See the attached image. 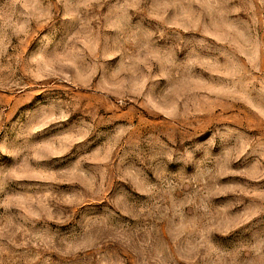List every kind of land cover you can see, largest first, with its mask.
Wrapping results in <instances>:
<instances>
[{
	"label": "rangeland",
	"instance_id": "obj_1",
	"mask_svg": "<svg viewBox=\"0 0 264 264\" xmlns=\"http://www.w3.org/2000/svg\"><path fill=\"white\" fill-rule=\"evenodd\" d=\"M0 264H264V0H0Z\"/></svg>",
	"mask_w": 264,
	"mask_h": 264
}]
</instances>
